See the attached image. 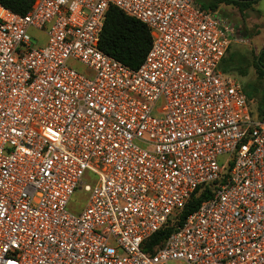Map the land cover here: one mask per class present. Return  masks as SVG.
<instances>
[{
	"label": "built area",
	"instance_id": "2783aa9c",
	"mask_svg": "<svg viewBox=\"0 0 264 264\" xmlns=\"http://www.w3.org/2000/svg\"><path fill=\"white\" fill-rule=\"evenodd\" d=\"M112 6L150 31L137 69L100 49ZM247 43L196 0L0 4V264H264V117L222 69Z\"/></svg>",
	"mask_w": 264,
	"mask_h": 264
},
{
	"label": "trees",
	"instance_id": "16d2710c",
	"mask_svg": "<svg viewBox=\"0 0 264 264\" xmlns=\"http://www.w3.org/2000/svg\"><path fill=\"white\" fill-rule=\"evenodd\" d=\"M213 3L201 5L204 9L216 10L218 4H232L244 12L257 4L260 0H214ZM35 0H0V4L11 11L25 15L31 9ZM152 44V37L148 27L140 21L124 14L112 6L105 22L101 37L100 49L126 66L137 69L145 60ZM233 47V46H232ZM229 49V52L232 50ZM225 58L222 69L225 73L236 74L241 77L248 75L251 68L259 76V82H250L244 85L253 114L264 117V48L255 56L246 52H233ZM255 104V107H252ZM213 196L209 186L197 189L177 221H170L163 229L151 237L149 248L163 243L178 226L182 225L187 216L198 209Z\"/></svg>",
	"mask_w": 264,
	"mask_h": 264
},
{
	"label": "rangeland",
	"instance_id": "374dc122",
	"mask_svg": "<svg viewBox=\"0 0 264 264\" xmlns=\"http://www.w3.org/2000/svg\"><path fill=\"white\" fill-rule=\"evenodd\" d=\"M199 4L213 3L214 0H196ZM216 11L221 15V17L227 19L232 25L235 26L238 31V35L241 38L248 40L247 44H235L229 55L233 52H246L257 55L264 48V0H260L257 4L253 5L250 9L242 12L238 6L232 4L221 3L218 4ZM30 36L32 37V43L34 47H42L47 42V36L44 33L39 34V40L35 37L38 33L30 30ZM79 71H82V67L77 66ZM243 84L250 82H259V76L255 69L251 68L248 75L245 77L238 76L234 74ZM255 107V104H252ZM95 178L91 174L85 175L83 178L82 189L77 190L73 196L68 210L73 214H80L87 203L90 194L84 191V185L90 184L94 185Z\"/></svg>",
	"mask_w": 264,
	"mask_h": 264
},
{
	"label": "crops",
	"instance_id": "0c3cea01",
	"mask_svg": "<svg viewBox=\"0 0 264 264\" xmlns=\"http://www.w3.org/2000/svg\"><path fill=\"white\" fill-rule=\"evenodd\" d=\"M262 21H264V17H262Z\"/></svg>",
	"mask_w": 264,
	"mask_h": 264
}]
</instances>
